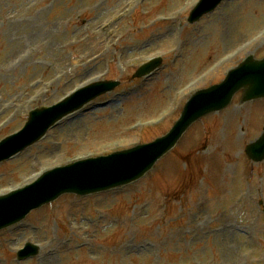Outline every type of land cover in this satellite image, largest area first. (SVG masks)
Returning a JSON list of instances; mask_svg holds the SVG:
<instances>
[{
  "label": "rangeland",
  "instance_id": "374dc122",
  "mask_svg": "<svg viewBox=\"0 0 264 264\" xmlns=\"http://www.w3.org/2000/svg\"><path fill=\"white\" fill-rule=\"evenodd\" d=\"M196 2L0 0V141L33 109L94 81L119 82L0 164V195L43 170L152 141L190 93L221 83L247 55L264 56V0H225L188 25ZM154 57L163 66L133 80ZM240 98L196 124L122 192L63 196L1 231L0 264H15L25 242L40 253L22 264H264V161L255 165L244 153L264 131V99Z\"/></svg>",
  "mask_w": 264,
  "mask_h": 264
},
{
  "label": "water",
  "instance_id": "95a60500",
  "mask_svg": "<svg viewBox=\"0 0 264 264\" xmlns=\"http://www.w3.org/2000/svg\"><path fill=\"white\" fill-rule=\"evenodd\" d=\"M220 1L222 0H202L189 21L192 22L212 10ZM158 64L157 61L145 66L137 75L148 73ZM114 86V83L95 84L78 92L55 110L31 113L25 130L0 144V160L37 141L53 121L79 109L95 96L112 90ZM240 89L243 90V102L264 97V60L255 61L248 57L239 67L228 73L222 84L195 93L186 103L179 120L169 133L153 143L51 171L25 190L0 198V229L16 223L31 209L40 207L62 193H91L139 178L176 144L190 125L206 114L227 106L234 93ZM246 153L253 160H261L264 157V136L257 143L249 145Z\"/></svg>",
  "mask_w": 264,
  "mask_h": 264
},
{
  "label": "bare ground",
  "instance_id": "6f19581e",
  "mask_svg": "<svg viewBox=\"0 0 264 264\" xmlns=\"http://www.w3.org/2000/svg\"><path fill=\"white\" fill-rule=\"evenodd\" d=\"M175 77H176V73L174 75H172L171 80H172V82H174L176 84ZM174 90H173V92H174ZM218 227H225V224H219Z\"/></svg>",
  "mask_w": 264,
  "mask_h": 264
}]
</instances>
